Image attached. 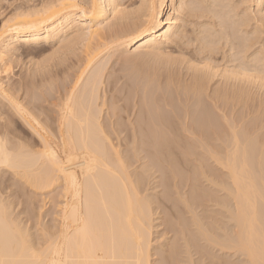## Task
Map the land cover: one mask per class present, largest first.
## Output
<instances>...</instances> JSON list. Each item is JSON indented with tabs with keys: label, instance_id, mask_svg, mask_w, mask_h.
<instances>
[{
	"label": "bare ground",
	"instance_id": "obj_1",
	"mask_svg": "<svg viewBox=\"0 0 264 264\" xmlns=\"http://www.w3.org/2000/svg\"><path fill=\"white\" fill-rule=\"evenodd\" d=\"M93 2L99 4L103 9L102 15L94 17L96 20L95 24L91 23L93 19L92 16L87 18L88 25L86 26L83 23L85 17L82 12H80L79 16H76L74 13V15H72V13L69 12L71 8L79 10L76 7L77 5L81 7L84 5L79 1L49 0L46 4L44 3L42 9L38 8L39 10L34 9L23 12L20 10L18 14H16V20L13 19V22L4 23L0 29H20L10 34V42L4 43L5 46L2 48L8 52H11L12 49L17 51L18 48L23 45L30 49H36L40 47V45H44V43H53L54 41L59 43L67 42L71 45L72 43H77V40H83L86 45L87 59L86 63H84L85 66L82 65L83 70L80 69L81 72L79 75L77 74L78 76L75 77L76 79L74 82L73 80L72 82L70 81L71 84L62 83L64 85L59 90L61 95H59L60 104L58 105L57 114H52L53 112L47 113L49 121L55 123L56 128L55 126L53 127L52 125L54 124L51 125L47 119L43 120L40 118V114L37 110L43 112L44 106L39 98L34 96L30 97L29 94L30 98H27V105L17 99L27 113L25 119L31 117L29 123L36 129L39 136H43L44 140L49 143L51 150L54 152L56 151L55 148H52V142L57 143L59 146V153L67 151L68 157H65V159L70 158L74 163V167L68 169L67 173H63L60 172L59 169H53L48 162L44 160L33 159L25 162L29 174L32 175L35 182L39 184L37 190L43 191L54 185L61 187L60 197L62 200L59 201L58 211H56V224L53 227H47L48 229L46 227V229H42V235L45 233L50 234L58 229L59 231H56L58 237H71L75 233L78 225L83 228L85 224H87L94 232L102 237L106 250L110 251L113 243H115L118 254L126 261H129L130 264H136L137 261L141 262V264H153L151 256L154 253H151V251L152 234L153 228L155 227L153 225L155 220L154 205L160 200L162 202V199H160V196L156 198V196L145 195V184H147V182L149 183V178L151 179L153 176L155 178V174L162 171L167 175L166 177H168V181L173 184L172 186L177 189L179 187L177 186L179 184L177 181L179 179L178 176L181 178L184 177L180 165L185 168L186 165H188L190 170L188 168L189 172L186 174L187 177H185L186 180L190 181V195L183 196L182 194L181 200H183L182 203L188 211L191 212L192 216L191 218H185V222V219H183L182 222V218L178 215L177 219L174 216L177 220L174 225L178 226L179 230L174 228L176 231H174L176 234L175 238L172 242L170 241L169 244H166V249L162 250V257L160 256L161 258L156 259L158 261H154V263L177 264L179 259L178 254L183 251L180 250V247L183 246L185 247H182L185 249L184 252L188 255L186 256L189 259L187 261L191 264H193V262L198 263L194 261L192 256L193 247L194 249L196 248V252L202 257L199 258L201 264L205 260H202L203 257L210 259L209 264H236V261H231L225 257L216 255L217 253H212L201 241L210 243L208 244L209 246L215 244L217 245L216 247L219 246L221 251L241 252L248 257V253L243 246L246 244L251 251L255 253L256 257L259 258L260 248L262 243H264V132L260 131L262 125H259V122L258 124H254L257 122L255 121L256 119H253L254 123L251 120H245L246 116L250 113L249 111L248 114L243 112V114H239L235 109L237 108V102L240 100L247 102V100L252 97L249 96L251 89L249 90L248 88L250 92L244 88L230 91L233 86H230L229 89V85H227L226 87L224 86V89L222 86H219V88H222L224 91L219 89L220 91L214 90L209 93L207 81L210 79L212 80L210 76L213 75L214 71L212 70V73L210 68L211 73H209L207 70H204V67L209 69L208 65L210 63H205L204 67H200L201 69L193 67V64L192 67L195 73L192 76L191 82L182 87L180 94H177L178 97L176 95L179 108L176 107L177 105H175L171 99L172 97H165V95L160 97L159 95V99L156 94H152V100H146L147 98L143 96L145 99L141 100L139 114H137L134 122L131 121V128H125V125L122 128V125L118 123L111 132L108 130L106 123L101 119L103 107L99 105H103L104 107L105 105L100 102L98 103V98L100 99L101 96H99V90L103 81H105L103 77H105L104 66H106V64L103 65L102 62V65L97 63V59L103 51V49L99 50L100 47L107 46L108 43L114 46L117 44L118 47L127 44V46H135L137 49L146 48L147 50L162 51L161 53H163V47L169 43L172 38L180 37V39H182L185 37H182V35L188 32L184 27L179 26L180 21L178 13L179 11L182 12L181 9L186 10L183 6L189 2L188 0H184V2H182V0H163V2L166 3V7L163 8L162 20L160 14L157 15V20H160V23L151 26L148 19H142L143 21H141V23L140 21L138 24L129 23L130 25L128 24L125 28L122 27L123 29L120 27L121 30H117L116 21H114L116 22L114 23L116 24V28L113 25V27L109 25L112 28L109 26L106 28L105 21L107 19L109 20V17H112L110 14L114 15V19L115 16L120 17L119 15H121L122 18L123 16L128 17V10L124 12V7H120L122 3L119 4L117 0H87L85 4H91ZM159 2L161 3L162 0H159ZM190 2H192V0ZM196 2L208 5L209 7L190 11L187 10L188 13H191V15L192 12L204 15V12H208V14L214 15H212V17H220L221 19H217H219L222 26H224L221 31L219 29L218 31L214 29L216 23L214 25L212 24L213 26L211 24L205 25V29L203 28L204 30L202 29V31L195 34L194 37L197 35L195 39L199 40L202 44H200V47H203L201 51L205 48L210 54H215L216 48L218 47H216V44L221 43L222 39H225V42L230 40L232 44L230 42L228 43L231 44L229 46H231L233 50L237 48L238 50L235 49V51H239V54L237 51L233 54V56L236 54V56H234L235 61L239 59L240 54L243 53L241 51L247 53L252 43V39L248 37L249 31L247 29L249 27L244 28L247 25H243L242 29L244 35L238 36V34H242L239 26L243 24L248 17H245L247 19L241 17L240 20H238L239 18H236V15H238L237 11H235V15L233 8L229 7L230 4L233 5L231 0H211L210 2H208V0H197ZM150 3L152 5L153 0H149V4ZM258 4H264V0H258ZM151 5L148 6L150 12ZM227 6L230 9L226 11L224 8ZM232 10L233 17H235L236 20L232 17ZM91 11L92 9L89 8V12ZM167 11L168 15L165 17L164 12ZM228 14L229 16L231 14L229 17L230 19L227 17ZM247 14L250 17L253 16L248 12ZM240 16L238 15V17ZM250 17L249 19L251 20H247L249 21L248 26H250L249 24L252 21V17ZM77 21H81V23H77ZM215 21L218 22L217 20ZM206 23L208 24L209 22ZM29 25H36V27L29 28ZM201 25L203 26L204 24ZM106 29L109 30L106 31ZM252 31L254 32L253 35L256 34V38L259 33L257 32L258 29L255 28V30L252 29ZM235 32H238V34ZM113 34L116 36L118 35V37H115ZM108 36L109 38H111L110 36L113 37L111 42L106 41ZM1 43L3 42H0V45ZM108 45L109 47L113 46L110 44ZM3 55L4 51L0 50V57ZM237 55L239 56L237 57ZM243 55L245 56L246 54ZM208 57L210 59L212 56ZM247 57L245 56L246 60L249 58ZM260 57H255L253 59L249 58L248 60L253 61L252 63L258 62L259 59L260 61L263 60L264 58L262 59V57L264 56L262 52ZM205 60H207V62L209 61L208 58ZM245 62L246 61H244V63ZM242 63H240L241 65L235 64L236 68H238L237 71H242V69L243 71L250 70L251 68H253L251 70H254V65L256 64L247 62L242 66ZM96 64L98 66H96ZM238 65L241 66L242 69H239V67H237ZM257 65L258 63L256 66ZM259 65L257 69L260 73L259 75H261L262 72L264 73V66L259 69ZM200 70L207 72L205 74L209 73L210 75L208 76L210 79L208 76L203 75L204 73ZM251 70L250 72L253 73ZM197 71H200V73ZM241 71L237 74H240ZM232 72L234 71L231 70V72H229V76ZM243 73L244 72L238 75V77L240 80L242 79L245 81V78H241ZM232 75L230 78L234 76ZM205 77L208 78V80ZM212 77H215V74ZM170 82L172 83V81ZM3 84L4 83L1 82L0 79V88L5 90ZM23 84L24 87L27 89L29 88V86L26 85L28 84L26 80H24ZM113 84L115 85V83ZM57 87L59 88V86ZM179 88L181 87L178 86L177 91ZM147 90L146 87L143 88L144 92H147ZM161 102L163 103L162 105L160 104ZM248 102L251 104V100H248ZM102 103H106V101ZM123 106V108H126L127 105ZM250 106L252 107V105H247L248 108ZM121 107L122 106L118 107V110L115 111L116 113L113 112L112 116H120L118 112H121ZM244 107H246V105ZM163 108L170 113H166L167 115L161 114L160 110ZM172 112L175 113L171 114ZM118 119L120 118L118 117ZM121 120L123 119L121 118ZM122 130H128L129 132L130 141L133 142L134 146L132 145V150L129 148L127 149L131 150L133 155L125 153L126 151L120 148L121 144H118L119 141H122L120 138V132H122ZM112 135H114L118 141L117 144L112 141L110 137ZM39 136H36L37 139H39ZM59 153H57V155H59ZM138 161H140V164L134 167V164ZM154 178H152V180H154ZM203 179L208 181L213 188L204 186ZM186 180L185 182H187ZM22 190L24 189H21V191ZM220 191H224V195L219 194ZM208 201H214L216 205L226 210L229 219L233 222V227H231L232 229L230 232L224 230L225 233L221 235V233L216 231L218 228L220 231L223 229L224 222L219 216H225L226 212H223V209L219 210L221 208L218 210H207V205L206 203L204 204V202ZM197 203L204 206L206 205L204 212L202 211L204 214L197 212ZM12 205V201L10 200V209L13 208ZM207 217H212L214 221H208L210 220L208 219L207 223L205 221ZM14 219L19 222L23 234L32 237L29 227L23 219L18 216L14 218L9 215L5 222L0 224V237L12 236L14 240L12 251H16V248L23 243V237L15 233ZM190 223L193 229L190 228ZM171 224L173 223L171 222ZM178 224H181L183 227ZM43 225L42 222V226ZM177 238L178 242L181 240L183 241L182 245L180 244L179 246V243L176 241ZM61 242H63V239H61ZM36 243L39 244L40 240L37 239ZM155 252L157 253V251Z\"/></svg>",
	"mask_w": 264,
	"mask_h": 264
},
{
	"label": "rangeland",
	"instance_id": "obj_2",
	"mask_svg": "<svg viewBox=\"0 0 264 264\" xmlns=\"http://www.w3.org/2000/svg\"><path fill=\"white\" fill-rule=\"evenodd\" d=\"M47 1H49V0H0V29L4 23L13 22L14 21L13 19L16 20V14H18V12L20 10H21V12H23V11H31L34 9L37 10L38 8L42 9L44 7V3L46 4ZM77 1H79L82 4H85V2L87 0H84L85 2L83 0H77ZM190 1L191 0H188L189 3H190ZM210 1L211 0H208V2H210ZM117 2L119 4L122 3V5H120V7L121 6L124 7L123 8V9H125L124 12H126L128 10L127 11V14L129 13L128 17L126 16L127 17L126 18L125 16H123V18H122L121 15H119L122 19L120 17H116V16L114 19L113 18L114 15L110 14V16H112V17H109V20L107 19L108 21L107 20L105 21L106 28H108L107 26H109V25L110 26L113 25L115 27V25L117 24L116 25L117 30H121L122 27L125 28L129 23L130 24H135V23L138 24L139 21L141 23V21H143L142 19H144V20L148 19V17L151 14V12L149 11V7H148L151 5V3L149 4V0L148 1L147 0H117ZM155 2L158 4L160 3L159 0H155ZM182 2H184V0H182ZM231 2L233 5L235 3V5L238 6V7H236V10H235V8H233L234 14L236 15L235 11H237V14L239 16L242 14L240 17H238V15H236V18H239L238 20H240L241 17H243V18L248 17V19H249L250 16H248L247 12L249 14H252L254 16V18H256V19H254L253 16H251L252 21L249 24L250 26L254 22L258 21L257 18H259L261 14H264V4L259 5L258 0H247V1L246 0H231ZM241 4L247 5V7L243 11H240V9H239V6ZM228 9H230L228 6L226 8H224V10H226V11ZM181 10H182V12L179 11V13H178V18L180 21L179 26L184 27L185 30H187L188 32L186 31L187 33L182 35V37L185 36L184 38L181 37L182 39H180V37H177L178 39L176 37L172 38L173 41L171 40L172 42L170 41L169 43H167L163 47V49H162L163 53H161L162 51L157 52L154 50L153 51L149 50V49L147 50L146 48L145 49L141 48L142 49L141 50V49H137L135 46H132V45L127 46V44L121 45L122 47L121 46L118 47L117 44L112 42L115 44V46H114L113 44L108 43V42L112 41V38H113L112 36H110L111 38H109V36H108V38L106 40V41H108L107 42L108 44L113 45V46H110L111 48L109 47L108 44H107V46L103 45L104 47H102V48L100 47L99 50L103 49V51L100 53V56L97 59V61H98L97 63L98 64L100 63L101 65L103 63V65L106 64V66H104L105 67V69H104L105 70V72H104L105 77H103V80H105V81H103V84L99 90V96L100 95L101 96H100V99L98 98V103L100 102L101 104L105 105V107L103 105H99V106L103 107L101 119L108 126V130H110V131L113 130V128L116 127L118 125V123L120 125H122L121 126L122 128L124 125H125V128H131V124H132L131 121L134 122L136 120L137 114H139L141 100L145 99V98H147L146 100H150L152 98V94H156L159 99H160V97H163V95H165V97L166 96L170 97V98L172 97L171 99L173 100L175 105H177L176 107H178L179 104L177 101V97H178L177 94H180V92H181L180 90L182 89V87H184L186 84L188 85L191 82L192 76L195 73L193 67H195L197 69H201L200 67H204L205 63L206 64L210 63L208 65L209 69H206L204 67V70L205 71L207 70L209 73H211V72L213 73V71H214L212 76H214V74H215V77L210 76L212 78V80L208 76V75H210L209 73L205 74L207 72L200 70L201 72L204 73V74L203 73H201V74L208 76V78L210 79V80H208V78L205 77L208 80V81L206 80L208 83L207 89L209 88L208 92L210 93V92H213L214 90H219L222 88L224 89L227 85H229V89H230V86H233L232 90H230V91L239 90V88L240 89L244 88L245 90H248V88H249V90L251 89V92L248 90L250 92L249 96H252V97H250L251 99L250 98L248 99L249 101L251 100V104H250V102H248V100H247V102L240 100L239 101L240 103L237 102V108H235V109H236L237 113L239 112V114H243V113L248 114L250 112L246 116L245 120L253 121V119H256L255 121H257V122L254 123V121H253V123L258 124V122H259V125H262V129L260 131L264 132V125H263L264 124V76H263L264 73L262 72V74L259 75L260 73L258 72V69H257L259 64H260L259 69L263 68V66H264V59H263L264 57H262L263 60L260 61L261 52L263 53V56H264V42H262V40H261L260 32L257 31L259 33H258V36L255 38L256 34L253 35L254 32L249 31V28H248V27H250V26H248V22L251 19H249V21H247L248 19L245 18L247 20L239 26V28L241 29L240 32H242V34L240 32H239L240 34H238V32H235V33H237L238 36L244 35L242 27H243V25H247L244 28H246V27L248 28L247 29L249 31L248 37H250L252 39V43H251L250 49L247 51V53L246 52L244 53V51H241L243 53L240 52L241 53L240 56L237 55V57L239 56V59H236V61H235L234 56H236V54L234 56H233V54L238 49L235 48V49H237L235 51V49L233 50L231 48V46H229L232 44L230 42V40L226 41L227 43L224 41L225 39H222V41L220 40L221 41V43H219L220 45L216 44V47L218 46L222 50L217 47L218 50L216 48L215 54H213V53L210 54V52L205 48H204L205 51H204V49H203V51H201L203 47H200V46L202 44L199 40L195 39L197 37V35H196V37H194L197 32L202 31V29L205 27V25H209V24L214 25L216 23L214 29H217V30L219 29L221 31L222 28H224V26H222L221 22L219 21V19H221L220 17L216 16L219 19L212 17L213 14L212 15L208 14V12H204L205 16L201 13L195 14L193 12L191 15V13H188L187 10H184V9H181ZM233 10L231 11V14L233 13ZM69 12H71L72 15H74V14L76 16L80 15L79 10H77L75 8L69 9ZM245 13L247 14V16ZM231 14H230V16H231ZM164 15L166 17L168 15V11L164 12ZM230 16L228 14L227 17L229 18ZM233 16L234 15L232 14V17ZM212 18H214V19H212ZM234 18L235 17H233V19ZM236 18H235V20H236ZM215 20H217L218 22H216ZM114 21H116L117 23ZM206 22H209V23L207 24ZM219 22H220V25H219ZM114 23H116V24H114ZM120 24H121V26H120ZM181 24H183V25H181ZM201 24H204V25L202 26ZM217 24H218V26H217ZM112 27H110V28H112ZM200 27H202V28H200ZM107 30H109V29H106V31ZM253 30H255V28H253ZM237 31H239V30H237ZM114 36L118 37V35L117 36L114 35ZM235 36H236V34H235ZM10 41L11 40L9 37L8 42H10ZM74 42H76V41H74ZM228 42H230L231 44ZM48 43L49 42L44 43V45H40V47H37L36 49H30L27 46L25 47V45L20 46L17 51L12 49L11 52L15 54V64L13 67V72L10 76H8L7 74L0 76V79H1V82L4 83L3 86H5V90L7 88L6 91L7 92L9 91V94L14 95L15 96L14 98L17 97L16 99H19L21 102H24L25 105H27L26 101H27V98L29 97V94H30V97L34 96L36 98H39L42 105L44 106V108L42 110L43 112L37 110L40 114V118L43 120L47 119L49 121V116H47V113L53 112L52 114H57V112H58V108H59L58 105L60 104L59 95H61L59 90L61 89V87L64 84H67V83L71 84L72 80L74 82V80L76 79L75 77H77L79 75V73L81 72V70H83L82 65L85 66L84 63H86L87 58H86V47H85L86 45H85V42H83V40L82 41L77 40V43H74V44L72 43L73 45L72 44L69 45L67 42H64V43L60 42L59 43L57 41H54L53 43L50 42L49 44ZM5 44L1 43L2 47H4ZM231 50H233V51H231ZM255 51H257V52H255ZM258 51H260V52H258ZM238 52L239 51H237V53ZM200 54H202V55H200ZM204 54L205 55L207 54L206 58H205ZM243 54H246L245 55L246 57L249 55L248 57L250 59H253L255 57H257V58L260 57L259 61L255 60L258 62H254L256 64L258 63L257 66H256V64L254 65L255 66L254 70H251L253 68L250 69L253 73H251L250 70L243 71L241 66H239V65H241L240 63H242V61H243L242 66L247 62H249V63L253 62L251 60H248L249 59L248 57H247L248 59L246 60V58ZM241 55H242V57H241ZM251 55H253L255 57H253ZM208 56H212V57L209 59ZM243 56L245 59L243 58ZM207 58L209 61H212V62H209V61L207 62V60H205ZM203 59L205 60V62ZM240 59L241 60L243 59V60L241 61ZM84 60H85V62H84ZM244 61H246V62L244 63ZM198 63L201 64L202 66L201 65L198 66L199 65ZM254 63H252V64H254ZM235 64L236 65L239 64L237 67H239V69H242V71L241 70L237 71L238 68H236ZM192 65H193V67H192ZM96 66H98V65L96 64ZM99 67H100V65H99ZM210 68H211V72H210ZM234 68L237 71V73H239V71H241V73L244 72L242 74L243 76H241V78H245L246 79L245 81L242 79L240 80L238 75H241V73L237 74L236 71L234 70ZM225 69H227V70L229 69L228 72ZM231 70H233L236 73V74L234 72L231 73V75L235 74L234 76L232 75L234 78L233 77L230 78L231 75L229 76V74H230L229 72H231ZM0 71H2V70H0ZM200 71H197V72L200 73ZM255 72H257L258 74ZM254 73H255L256 77L254 76ZM151 76H153V77H151ZM235 77L238 79H236ZM247 78H249V79H247ZM251 78H253V79H251ZM250 79H251V81H250ZM24 80H26V82L28 83V84H26L29 86L28 89L26 87H24V84H25V83L23 84ZM157 80H158V82H157ZM169 80L172 81V83ZM238 80H240V81H238ZM62 83H64V84H62ZM113 83H115V85ZM146 83H148V84H146ZM149 83H150V85H149ZM151 83H153V84H151ZM234 84H235V86H234ZM57 86H59V88ZM142 86H143V88L146 87L148 89L147 90L148 93L143 91ZM160 86H161V88H160ZM178 86L181 88H179L177 91ZM219 86L220 87L222 86V88H219ZM153 87H154V89H153ZM26 89L28 92L26 91ZM157 89H158V91H157ZM164 92H165V94H164ZM159 95H160V97H159ZM176 95H177V97H176ZM143 96H145V98H143ZM148 97H149V99H148ZM104 101H106V103H102ZM116 103L118 104V107L122 106L120 108L121 112L117 111L118 114H120V116L117 114L118 115L117 117H116V115L112 116L113 112L116 113L115 111L118 110ZM5 104H6V101L4 100L3 96H0V112H3ZM128 104H130V105H128ZM160 104L162 105L163 103L161 102ZM123 105H127L128 108H127V106H126V108H123L124 107ZM245 105H246V107H247V105L248 106L252 105L253 108L250 106L249 108L251 110L248 107L246 109V107H244ZM113 106H115L116 108ZM30 110L32 111L31 108H30ZM160 111H161V114H165V115L170 113L169 111H167L164 108L161 109ZM175 112H172L171 114H173ZM118 117L120 119H118ZM121 118L123 120H121ZM49 122L51 123V121H49ZM262 122H263V124H262ZM17 123H18V131H21L26 139L31 140L34 144L37 145V147H39L40 146L39 139H37V137L33 135L32 131L25 126V124L23 123V120L18 119ZM52 124H54V125H52ZM51 125L53 127L55 126V128H56L55 123L52 122ZM110 137L114 143H116V144L118 143V141L116 140L114 135H112ZM120 138L122 139V141H119V143H118V144H121L120 148L124 149V151H126L125 153H127L128 155H133L131 150L133 149L134 145H133V142L130 141L131 139L129 138L128 130H122V132H120ZM126 141H128L129 144ZM130 146H131V148H130ZM127 148H129L131 150H129ZM129 151H130V153H129ZM142 155H144V154H142ZM147 160H148V158H147ZM139 164H140V161L136 162L134 164V167H136ZM183 167L184 166L181 167V165H180L181 171L184 174V177H182V178L186 180V177H187L186 174H188V172H189L188 168L190 170V167L188 165H186V168L185 167L183 168ZM155 175H156L155 178H154V176L152 177V178H154V180H152V178L151 179L149 178V183L147 182V184H145V187H144V194L145 195L156 196V198L157 197L159 198V196H160V199H162V202L160 200V201L156 202L157 204L154 203L155 204L154 205V207H155L154 219L155 220L153 222V225L155 227L153 228V234H152L153 240H152V251H151V253H154L151 256V260H152L153 264H155L158 261L156 259H159L162 257V250L166 249V247H167L166 244H169L170 241L172 242L173 239L175 238V235H176L175 232L176 231L174 228H177L179 230V227L174 225V224H176L175 221L177 222V220H176L177 217L179 216L180 218H182L181 221L183 222V219L191 218V216H192L191 212H189L188 209L185 207V205L182 203L183 200H181L182 194H183V196L190 195V187H191L189 184L190 181L186 180L187 182H185V180H183L180 176H178L179 179L177 178L178 180L177 179L176 180L179 183L177 185L179 187L176 189V187L172 186L173 184H171V182L168 181V177H166L167 175H165L164 172L159 171ZM203 182H204V186L213 188V186L208 181H206L205 179H203ZM6 185H7V187H11V185H12L11 178L0 177V188H4L5 191H7ZM21 189H23V188H21ZM21 189L20 188L18 190L14 189L13 195L11 196V201L13 204L12 206L16 210H19V208L21 206V202H20L19 197H21V196L25 197V200H24L25 211L20 212L19 215H17V216L20 217L21 219H23V221H25L26 225L29 227V231L32 234V236H35L38 240H40L39 238L41 236H43L42 235L43 234L42 229L44 230L45 227L46 228L47 227H53L56 224V222H55L56 218H57V214H56L57 212L56 211H58V205L60 203L59 201L62 200V198L60 197L61 196V192H60L61 187L54 185L50 188L44 189L43 191L29 187L27 192H25L24 190L21 191ZM24 192H25V194H24ZM219 194L224 195V191H220ZM167 200H169V201H167ZM198 203L196 205H198L199 208L196 206L197 207L196 209H197V212L200 214H204L203 212H204V209L206 207H207V210H213V209L218 210L219 208H221L218 205H216L214 201L204 202V204L206 203V205H207V206L205 205L206 207L204 205H201ZM199 205H201V206H199ZM202 206H204V207H202ZM222 209L223 208H221L219 210H222ZM222 211L226 212L225 209H223ZM226 215L225 216H221V215L219 216V217H221V219H223L222 221L224 222L223 223V229L220 231V229L218 228L216 231L218 233H221V235H223L225 233L224 230L225 231L227 230V232H230V230L232 229L231 227H233L232 226L233 222H231V220L229 219L227 212H226ZM174 216L176 217V219ZM186 219L184 220V222L186 221ZM208 219H210V220H208ZM207 220L208 221H211V220L214 221L212 219V217L211 218L207 217V219H205V221L208 223ZM42 222L44 224L43 226H42ZM171 222L173 224H171ZM172 225H174V226H172ZM178 225H181V224H178ZM189 225H190V228L193 229V226L191 225V223ZM37 239H36V242H37ZM176 241L178 242V238ZM178 243L180 246V244L182 245L183 241L181 240ZM201 243L204 246H207L212 253H214V254L217 253L216 255H218V256L220 255V256L225 257L231 261L232 260L236 261V264H241V261H243L247 258L241 252H236L237 253L236 254L235 252H230V251L228 252L227 250L221 251L219 246L216 247L217 245H215V244H213L214 245V247H213V245H211V246L208 245L210 243H206L204 241H201ZM182 247L183 246L180 247L181 248L180 250L181 251L183 250L182 251L183 253L180 252L178 254L179 256L177 255L179 257L177 264H189L190 262L187 261L189 259H188V257H186L188 255H186V253L184 252L185 249H183L185 247H183V248ZM195 249H194V247L192 248L193 259H194V261L198 262L195 264H201V262L199 261V258H202V257H200V254L197 253L196 252L197 250H195ZM155 251H157V253ZM202 260H204L202 264H204L205 262L209 264L210 259L203 257ZM154 261H156V262L154 263Z\"/></svg>",
	"mask_w": 264,
	"mask_h": 264
},
{
	"label": "snow or ice",
	"instance_id": "obj_3",
	"mask_svg": "<svg viewBox=\"0 0 264 264\" xmlns=\"http://www.w3.org/2000/svg\"><path fill=\"white\" fill-rule=\"evenodd\" d=\"M76 7L79 12L83 13L85 17L83 23L86 26L88 25L87 18L89 16L93 17L91 23L95 24L94 17L103 14V9L95 2L86 3L82 7L77 5ZM165 7L166 3L163 0L160 4L153 0L151 16L148 17L151 26L160 23V20H157V15L160 14L162 20L163 8ZM183 7L190 11L209 6L192 0ZM229 7L236 8L237 6L229 5ZM246 7V4H241L239 9L243 11ZM89 8L92 9L91 12H89ZM77 23H81V21H77ZM28 27L34 28L36 25H29ZM253 28L258 29L261 40L264 42V14H261L258 21L249 27V31H252ZM19 30L11 28L0 30V42L8 43L10 34ZM0 50L4 51V55L0 57V70H2L0 76L4 74L10 76L15 64V54L4 50L2 45H0ZM0 96H3L6 101L3 112H0V177L11 178L12 181L11 187L6 186L7 191L0 188V224H2L9 215L15 218L20 212L25 211V197L23 196L19 197L21 202L19 210L14 207L9 208L14 189L23 188L27 192L29 187L39 188V184L35 182L26 168V161L44 160L53 169H59L63 173H67L68 169L74 167V163L70 158L65 159V157H68L67 151L59 153L57 143L52 142V148H55L56 151L51 150L49 143L44 140L43 136H39L36 129L29 123L31 117L25 119L27 113L18 100L14 98V95H9L6 90L0 88ZM18 119L23 120L25 126L32 131L34 136H39V147L31 140L26 139L21 131H18ZM13 223L15 233L23 237V243L16 248V251H12L14 247L12 236L0 237V264H130L129 261L118 254L115 243H113L110 251L106 250L102 237L87 224L83 228L78 225L71 237H58L56 235L58 229L50 234L45 233L40 237V243L37 244L35 236L29 237L23 234L18 221L14 219ZM61 239H63V242H61ZM243 246L248 253V257L241 261V264H264V243L261 245L259 258L256 257L248 245ZM136 264H141V262L137 261Z\"/></svg>",
	"mask_w": 264,
	"mask_h": 264
}]
</instances>
